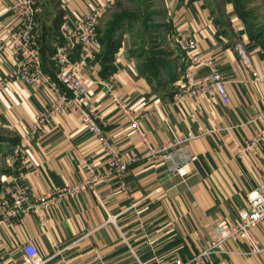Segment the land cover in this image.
I'll return each instance as SVG.
<instances>
[{"label": "crops", "instance_id": "crops-1", "mask_svg": "<svg viewBox=\"0 0 264 264\" xmlns=\"http://www.w3.org/2000/svg\"><path fill=\"white\" fill-rule=\"evenodd\" d=\"M16 1L0 0V79L16 68L19 58L6 34L23 20L10 10ZM252 3L257 9L251 10ZM32 8L31 32L42 71L54 78L50 55L63 45L62 20L52 27L50 20L37 21L34 0ZM152 11V45L132 43L136 21L128 27L129 55L123 44L104 63L92 43L95 56L81 70L87 89L82 105L93 112L115 152L138 160L122 176L104 178L54 202L46 224L32 213L5 224L0 229V264H26L27 245L43 264L187 262L214 234L235 224L246 195L264 182V139L257 152L247 148L264 132V115L256 116L264 112V0H161V7ZM181 30L191 32L199 58L220 72L228 104L216 94L175 100L188 64L176 45ZM236 44L248 54L249 66L242 64ZM150 58L157 60L156 66ZM190 69L197 78L210 73L204 63ZM110 82L125 109L111 101ZM54 98L45 88L20 81L0 88L1 197H8L19 182L27 186L30 198L50 195L57 187L89 177L86 164L99 175L105 172L108 155L78 122L73 108L56 114L43 130L32 131L34 115ZM127 114L136 117L155 150L199 125L214 132L188 141L187 151L196 159L172 174L162 165V153L148 152ZM20 173L26 175L22 180ZM251 232L264 241L262 226ZM221 250L211 256L213 264H259L258 257L244 255V240L226 242Z\"/></svg>", "mask_w": 264, "mask_h": 264}, {"label": "built area", "instance_id": "built-area-1", "mask_svg": "<svg viewBox=\"0 0 264 264\" xmlns=\"http://www.w3.org/2000/svg\"><path fill=\"white\" fill-rule=\"evenodd\" d=\"M32 4L33 0H17L10 7L13 14L23 19L17 26H11L6 29L8 41L12 43L19 53V58L15 64L16 68L8 71L6 76L0 79V88L20 81L26 85L45 88L54 93L55 98L49 107L34 115L32 131L43 130L52 117L71 107L76 112L78 122L85 126L90 136L97 139L102 146L104 153L108 155V162L105 172L100 175L95 173L89 164H86L90 174L89 177L77 183H69L57 187L50 195L30 198L27 186L22 182L15 183L8 197L0 196V229L13 219H20L25 213H32L38 222L46 224L48 223V211L54 202L86 191L92 184L104 178L122 176L126 169L138 160L136 156L123 159L120 154L115 152L108 139L104 136L101 125L95 121L93 112L82 105L87 89L83 83L81 70L85 60L95 56L92 48L93 31L102 7L96 5L88 14L77 19L70 28L65 21L62 22L59 30L63 45L50 55L55 67L54 78H51L42 71L41 59L38 56L36 42L32 36V14L34 12ZM176 36V45L184 53L188 64L182 72L183 82L178 94L175 96V100L182 103L186 102L190 97L216 94L220 101L228 104V94L223 77L208 61L199 58L195 52V41L191 32L181 30ZM235 50L238 51L242 64L246 67L249 66V56L243 51L241 45L236 44ZM76 51H78V59H74L72 56ZM201 63L206 64L210 68V73L197 78L190 67ZM60 87L65 89V91L62 92ZM106 87L108 88V95L111 101L121 109H125L122 97L115 91L113 82L107 83ZM66 91L70 95L66 94ZM261 115H264V112L256 116L259 118ZM126 116L134 133L140 137L148 152L162 153V165L167 172L172 174L180 173L184 165L196 159L194 155L187 151V142L214 132L212 129H206L199 125L195 130H188L175 142H168L162 149L155 150L148 146V137L139 127L136 117H131L129 114ZM191 117L194 118V116ZM263 139L264 132L256 134L250 140L247 148L254 149L257 152V147ZM24 176L26 175L20 173L19 179L22 180ZM246 200V206L237 211L235 224L227 226L214 234L203 249L187 260V262L176 260L173 264H213L211 256L222 252L221 248L224 243H235L240 240H244L248 244V250L244 255L256 256L259 258V264H264V241L255 240L251 232L255 226L264 228V182L251 190L246 195ZM24 256L26 264H43V259L37 254L32 245L24 247Z\"/></svg>", "mask_w": 264, "mask_h": 264}, {"label": "rangeland", "instance_id": "rangeland-1", "mask_svg": "<svg viewBox=\"0 0 264 264\" xmlns=\"http://www.w3.org/2000/svg\"><path fill=\"white\" fill-rule=\"evenodd\" d=\"M152 2L151 0H34V5L39 11L37 21L45 20L47 22L50 20L53 27L61 19V22L65 21L69 28L73 26L77 19L88 14L96 5L101 6L102 10L97 17L93 31L94 40L92 43L96 44L97 48L95 54L102 53L104 45L108 41L106 38V40L101 42L100 38L106 37L113 30L115 24H119L116 27L115 36L120 40L121 45H125V52L129 55L127 15L135 14V16H141V18L137 19V23L140 26L138 25V30L130 38L134 45H142L143 43L147 48V45L149 46L153 43V38L149 36L152 26L148 24L152 22V19H149L153 14L152 9H155L156 6L161 7V0H152ZM255 2L258 3L259 1ZM252 4H250L251 10L257 9V4ZM149 12H151V15L146 19L147 23L145 17ZM133 31L135 30L133 29Z\"/></svg>", "mask_w": 264, "mask_h": 264}, {"label": "trees", "instance_id": "trees-1", "mask_svg": "<svg viewBox=\"0 0 264 264\" xmlns=\"http://www.w3.org/2000/svg\"><path fill=\"white\" fill-rule=\"evenodd\" d=\"M148 14H149V16H148ZM148 14L145 17V21H146V19H148L150 17L151 12H149ZM138 18H141V16H135V14L127 15L128 27H130L134 22H136ZM118 25L119 24H115V26L113 27V30L106 37H104L102 39L100 38L101 42L106 40V38L108 40L106 45H104V49H103L102 53L100 54L103 57L104 63L110 62L111 56H112L111 54L114 52V50H116L121 45L120 40L118 38H116V36H115L116 27H118ZM152 58H150V60H153ZM153 61L155 62L154 65L157 64V60H153ZM150 63H153V62H150Z\"/></svg>", "mask_w": 264, "mask_h": 264}]
</instances>
